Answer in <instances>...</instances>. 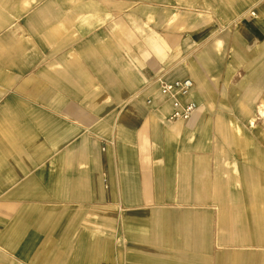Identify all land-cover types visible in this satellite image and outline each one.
<instances>
[{"label": "crops", "instance_id": "0c3cea01", "mask_svg": "<svg viewBox=\"0 0 264 264\" xmlns=\"http://www.w3.org/2000/svg\"><path fill=\"white\" fill-rule=\"evenodd\" d=\"M19 1L0 0L3 5L7 4V7L0 4L3 6L0 7V21L13 23L18 18ZM251 1L246 0L243 4H233L231 1L225 12L241 9ZM105 4L109 6V2ZM248 9L250 13L245 18L250 20L238 19L239 16L232 20L235 23L232 32L235 43L232 48L240 52L225 54V59L232 65L229 73L241 65L247 70L246 76H239L242 90L235 106L241 111L236 117L246 116V112L242 110L244 105L258 99L261 101L260 116H264V90L260 94L256 88L262 85L264 72L255 67L264 58V0H254ZM50 16L51 13L43 15L45 23L39 27L46 39L48 51L35 44L27 48L29 52L20 53L18 34L15 41L9 40L5 35L0 36V232L4 234L9 230H16L20 236L16 241L12 237L0 241V246L11 247L0 251V255L6 257L3 259L5 261L20 264L49 263L50 257L56 252L54 246L65 242V235L72 228L71 225L64 224L62 219L66 215L68 205L79 206L85 202L90 203L88 206L101 208L102 212L112 213L114 212L112 206L117 197H122V203L126 207L141 204L146 192L141 183L146 182L147 178L142 173L141 182L139 172L136 171L142 164L139 157L144 151H149L154 163L167 164L172 168L176 166L172 160L177 156L174 153L177 149L174 145L168 148L165 145L149 147L133 145L135 136L132 125L137 119L141 120L144 117L138 104L133 103L122 108L106 125H102L98 120V114L94 115L91 111V114L86 112L84 115L80 107L67 104L68 101L96 100L98 90L94 87L99 86L98 81L113 86V78L122 72L125 61L113 55L112 40L97 43L100 40L97 34L84 42L74 44L75 47L82 48L79 53L81 62L76 59L66 60L68 52H65V48L70 42L67 30L71 20L67 17L58 21L66 30L62 33L50 21ZM193 17L194 24H191L193 22L187 24L191 28L190 37L195 39L210 37L216 20L200 16V13ZM96 22V19L87 20L85 24L77 27L76 32L83 34L92 31ZM56 34L63 35L62 42L54 39ZM35 38L39 43V37ZM223 42V38L207 42L204 57L213 55L214 50ZM164 49L159 44L154 49L144 45L137 49L133 48L139 74L138 77L127 79L124 86L130 93L145 81L140 98L153 114L146 113L147 119L143 128L148 129L154 137L159 132H164L165 136L178 135L184 139L180 149L193 151L202 147L188 145V133L192 131H189L187 126L175 124L169 128L158 121L159 114L168 123L184 122L167 121L170 103L158 93V77L165 81L182 78L192 81L193 85L187 99L196 103L201 117L193 126L194 131L214 118L217 133L219 135L223 133L219 128L224 125V118L227 116L222 110L225 105L224 99L219 95V90L215 93L208 91L202 80L204 69L197 59L195 61L190 59L184 67L174 65L165 69V65H169L172 58L169 57L165 63L158 60V53H162ZM58 52L61 55L59 60L50 61V57ZM20 54L23 55L22 58L19 57ZM227 76L230 77V74ZM147 100L151 101L150 105L146 104ZM216 102L219 109L208 112L207 104L213 106ZM131 119L134 120L133 124ZM114 125L117 126V138L115 144L110 145L109 139L113 135L111 130ZM254 126V118L249 117L245 127L250 129ZM8 135H13L12 140H8ZM223 143L233 144L235 140L224 136ZM206 148L208 155L210 149ZM219 149L221 150L222 146ZM219 153L220 151H217L214 154L215 161L222 160ZM238 161L261 167L264 157L260 152L251 154L242 151L238 155ZM201 162L202 155L191 152L178 159L177 164L184 168L180 169L176 176L168 175L171 168H159L154 173V197L158 204L164 203L165 199L168 204H172L167 198L177 196L180 197L178 204L192 207L176 216L168 215L173 213L170 210L158 209L160 247L158 250L163 251L162 255L173 259V262L159 259L158 264H211V261L212 264H264V250L248 249L259 246L258 243L261 241L259 234H244L242 224L248 223L249 218L236 219V214L246 206L244 197L247 201L264 197L263 174L259 171L248 172L237 184L236 179L232 180L229 177L228 181V177H225L221 183L215 185L209 181H202L205 170ZM119 182L121 188L116 191L115 187ZM227 182L230 191L226 195L222 194V190L225 189ZM239 188L243 194L237 192ZM237 196L241 197L238 203L230 201ZM211 202L216 205L219 217L227 216L220 224L221 231L215 243L220 246H234L232 252L215 254L213 260L210 255L211 238L208 224L211 208L206 210L197 208ZM251 209L255 215L264 216V202L253 203ZM139 212L136 210L135 213ZM163 213L165 215H162ZM123 215L120 228L122 235L129 237V241L126 242L127 248L135 255L138 252L137 263L153 262L154 259L143 257L141 254L149 251L146 248V237L141 236L142 230L144 231L141 225L142 218L128 217L125 212ZM30 217L41 220L29 227ZM236 224L238 230L235 228ZM101 228L105 229L107 234L114 235L115 230L107 225L102 224ZM57 234L58 239L55 238ZM238 235L242 239L229 243L230 239H236L234 237ZM132 236L134 237L131 238ZM3 238L0 236V239ZM74 246L75 242L70 249L71 253ZM262 246L264 247V244ZM237 250L239 251L235 252Z\"/></svg>", "mask_w": 264, "mask_h": 264}, {"label": "rangeland", "instance_id": "374dc122", "mask_svg": "<svg viewBox=\"0 0 264 264\" xmlns=\"http://www.w3.org/2000/svg\"><path fill=\"white\" fill-rule=\"evenodd\" d=\"M231 1L233 4H243L246 2V0H20L18 18H16L13 23L0 21V36L5 35L9 40L15 41L14 39L18 34V47L20 53L22 51L29 52L27 48L29 49L35 44L40 48L44 47V50L48 51L46 39L42 36L43 34L39 28L45 23L42 16L47 13L52 14V16H50V21H52L62 33L66 32V30L62 28L58 21L67 17L71 20V25L67 30V34L70 35V42L65 48V52H68L66 60L76 59L78 62H81L82 60L79 53L82 48L75 47L74 44L79 43V41L84 42L95 34H97L98 39H100L97 43L112 40L114 49L113 55H115L117 59L120 58L125 61V64L123 63L125 66H122V72L119 71L121 73H118L113 78L114 85L108 86L106 84H101L99 80V86L94 87L95 90H98V98L96 100L90 99L84 100V102L68 101L67 104H71L77 108L80 107L84 115L86 112L87 114H91V111L94 115L98 114V120L102 125H106L112 121L111 118L118 114L122 108L136 103L140 106V113L144 117H142L141 120L137 119L135 123L134 120L131 119V124L134 123V125H132L134 126L132 130H134L135 136L133 145L140 147L165 145L167 148L174 145V148H177L174 152L177 156L172 158L173 163H176V166H173V168L167 164L154 163L150 158L151 155L149 151H144L139 157V162L142 164L138 166L136 172H139L138 177L141 178V182L142 173H144L147 178L146 182L141 183V187L146 190L141 204L137 206L133 204V207H126L122 203V197H117L112 206L114 209L112 213L102 212L101 208L88 206L90 203L85 202H82L79 206H66V215L64 218H61L64 224L66 223L68 226L71 225L72 228L69 229L68 233L65 235L66 241L61 242L60 245L54 246L56 252L55 255L50 257L48 264H158L159 259L173 262V259L162 255L163 251L159 252L158 250L160 249V247H158V209L160 211L170 210L173 213L168 215L176 216L178 213H182L186 211L187 208L192 207L178 204V199L180 200V197L177 196L167 198L172 204H168L166 199L164 203L158 204V201L154 197V173L159 168H171L173 171L171 173L170 170L168 175L176 176L180 169L184 168L178 165L179 163L177 164L178 159L185 157L191 152L202 155L203 162H201V166L204 167L205 170L202 174V181H209L211 184L218 185L225 177H228V181L229 177H231L232 180L236 179L237 184L238 181L243 180L248 172L255 173L259 171L264 176V161L261 167L251 166L247 163H240L238 161V155L242 151H247L251 154L260 152L264 157V116H260L261 101L258 99L253 103H246L244 105L245 107L242 108V110L244 109L246 112V116L236 117V114L241 111V109L235 106L237 102L236 99H238L242 90V83L239 76H246L247 70L241 65L238 69L229 73L232 65L225 59L226 52L237 54L240 52L232 48V45L235 43L232 38L235 23L232 22V20L238 16V19L244 18L250 20L245 17L250 13L248 8L254 0L241 9L233 12H225ZM106 2H109V6L105 4ZM0 4L3 5V3ZM2 5H0L1 8H3L4 5L7 7L5 3L3 6ZM196 13H200V16H207L216 20L213 23L215 26L212 27L213 31L210 37L200 39L190 37L189 30L191 28H189L187 24L189 22H193L191 23L192 25L194 24L193 16ZM92 19L97 20L96 26L92 31L83 34L76 32V30H78L77 27L85 24L87 20ZM14 31H16V33ZM11 32H13V34H11ZM58 34L54 35V39L60 43L63 41V35ZM35 36L39 37V43H37L38 41ZM215 38H223V44L214 50L213 55H210L208 58L204 57L206 52L205 45ZM194 40L196 43H194ZM158 44L165 48L162 53H158V60L165 63V60L169 57L172 58L169 65H165V69L174 65L184 67L185 63L190 61V59L194 61L197 59L201 68L204 69V77L202 80L208 87V91L215 93L216 90H219L220 94H218L224 99L225 105L222 110L227 116L224 118V125L219 128V130L223 132L220 135L216 131L214 118L199 126V129L197 128L196 131L193 130V126L201 120L198 108L193 117L185 122L179 123H168L158 114V121L161 125L168 126L169 128L175 124L187 126L189 131H192L188 133V145L200 146L202 148L194 149L193 151L181 150L180 145L184 143V139H181L178 135L165 136L164 132H159V134L154 137L148 129L143 128L145 120L147 119L145 116L146 113L148 115H150V112L151 115L153 114L152 111L145 107L142 98H140V91L143 89L145 81L142 82L140 87L130 93L124 86L127 79H131L133 76L138 77L139 74L138 61L133 48L137 49L144 45L154 49ZM19 57L22 58L23 55L20 54ZM59 57H61V55L58 52L50 57V61H58ZM255 67L264 72V58ZM227 74H230V77H228ZM261 84V86H256L260 94L264 90V81ZM253 88H255V86H253ZM207 105L206 108L208 112L219 109L217 102L214 103L213 106ZM249 117L254 118L255 126L247 129L245 126L248 124ZM111 132L113 135L109 139L110 145H114L117 138V126L114 125ZM224 136L231 137L235 140V143L224 144ZM12 138L13 135H8V140H12ZM221 146L222 149L220 150L219 147ZM206 147L210 149V154L208 155H206ZM217 151H220L219 154H221L222 160H214V154ZM175 184L177 185L178 182L176 181ZM225 185L222 194L226 193L227 195L230 191L228 186L229 183L227 182ZM262 186L264 187V182ZM120 188L121 183L119 182L115 189L118 191ZM240 191L239 188L237 192L242 193ZM172 198L174 201H172ZM240 200L241 197L237 196L236 199L230 201L238 203ZM243 200H245L244 204H246V206L240 213L236 214V219L238 220L239 217L245 219L249 218L248 223L242 224L244 234H259V238L261 239L258 243L259 246H252L248 249H253L255 251L264 250L262 246V244H264V216L255 215L251 209L253 203L264 202V197L261 199H250V201H247L244 197ZM170 206L175 208H169ZM197 208L201 210L211 208L208 224L210 225V255L212 260L215 254L232 252L234 246H220L215 243L218 233L221 231L220 224L225 221L227 216H224V218L219 217L214 202L200 205V207ZM136 210L140 212L135 213ZM124 212L128 217H137V219L142 218L141 225L144 231L142 230L141 236L146 237V248L149 251L141 254H143V257L154 259L153 262L137 263L138 260L136 256L138 252L135 255L133 251L127 248L126 242L129 241V237L122 235L123 232L120 228ZM164 213L162 215H165ZM39 220L41 219L30 217L28 226L34 225ZM42 221H44V216ZM102 224L107 225L109 228H112V230L114 229V235L111 233L107 234L106 230L101 228ZM237 226L236 224V230L239 229ZM18 234L19 232L16 230H9L4 234L0 232V236L4 237L0 239V241L8 240L11 237L16 241L20 237ZM63 236L61 232V237ZM133 237L134 236L131 238ZM239 237L238 235L234 237L236 239H230L229 243L242 239V237ZM55 238L58 239L59 235L57 234ZM73 242H75V248L71 253L70 249L72 248ZM255 242L257 241H254V243ZM5 248L10 249L11 247L0 246V251H5ZM238 251L239 250L235 252ZM5 258V256L0 255V264H20L18 262L3 260ZM212 263L213 261H211V264Z\"/></svg>", "mask_w": 264, "mask_h": 264}, {"label": "built area", "instance_id": "2783aa9c", "mask_svg": "<svg viewBox=\"0 0 264 264\" xmlns=\"http://www.w3.org/2000/svg\"><path fill=\"white\" fill-rule=\"evenodd\" d=\"M250 15L253 16L252 14ZM192 85V81L188 78L171 81H165L161 77L158 78V93L168 99L170 103V113L166 117L167 121L185 122L194 115L197 105L194 101L187 99ZM150 103V100L146 101V104L150 105Z\"/></svg>", "mask_w": 264, "mask_h": 264}]
</instances>
